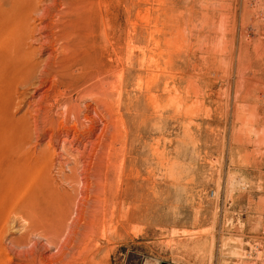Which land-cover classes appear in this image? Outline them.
<instances>
[{
	"label": "rangeland",
	"instance_id": "1",
	"mask_svg": "<svg viewBox=\"0 0 264 264\" xmlns=\"http://www.w3.org/2000/svg\"><path fill=\"white\" fill-rule=\"evenodd\" d=\"M0 264H264V0H0Z\"/></svg>",
	"mask_w": 264,
	"mask_h": 264
},
{
	"label": "bare ground",
	"instance_id": "2",
	"mask_svg": "<svg viewBox=\"0 0 264 264\" xmlns=\"http://www.w3.org/2000/svg\"><path fill=\"white\" fill-rule=\"evenodd\" d=\"M2 1V0H1ZM31 1H33V0H31ZM30 3V2H29ZM35 11V10H34ZM28 12H29V10H28ZM36 12V11H35ZM30 13H32V12H30ZM27 14V13H26ZM33 14H34V12H33ZM30 16V15H29ZM28 21V20H27ZM23 22V21H22ZM24 23V22H23ZM27 25V24H26ZM20 29H23L21 26L19 27ZM24 30V29H23ZM20 31V30H19ZM112 31V30H111ZM93 32V31H92ZM23 33V32H22ZM25 34V33H24ZM28 35H30V34H28ZM23 36L24 35H22V38H23ZM19 37V36H18ZM28 37V36H27ZM36 39V38H35ZM70 39V38H69ZM33 42H35V41H33ZM67 47H69V46H67ZM83 49V48H82ZM69 50V49H68ZM69 52V51H68ZM34 55V54H33ZM28 56V55H27ZM25 58V57H24ZM21 61V60H20ZM26 205H28L27 203H26ZM29 209V208H28ZM31 210L33 209V208H30ZM31 213H32V211H31ZM66 213V212H65ZM70 213V212H69ZM23 215V214H22ZM62 215H64V214H62ZM71 216H73V215H71ZM21 217V216H20ZM33 217V216H32ZM36 217V216H35ZM64 218V217H63ZM41 219V218H40ZM61 219V218H60ZM63 220V219H62ZM67 220V219H66ZM30 221H32V220H30ZM68 221V220H67ZM66 222V221H65ZM52 223V222H51ZM62 223V222H61ZM70 223V222H69ZM68 224V223H67ZM32 226V225H31ZM36 226V225H35ZM48 226V225H47ZM42 227V226H41ZM53 229V228H52ZM56 229V228H55ZM54 229V230H55ZM65 229V228H64ZM53 230V231H54ZM51 231V230H50ZM63 234V233H62ZM55 235V234H54ZM58 236V235H57ZM42 238V237H41ZM44 238V237H43ZM54 238H56V237H54ZM58 239V238H57ZM25 245V244H24ZM56 245V244H55ZM53 247V246H52ZM19 257V256H18ZM20 259V258H19ZM6 261V260H5Z\"/></svg>",
	"mask_w": 264,
	"mask_h": 264
}]
</instances>
